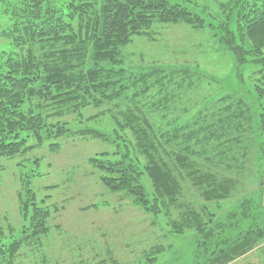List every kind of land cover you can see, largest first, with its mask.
Segmentation results:
<instances>
[{"label": "trees", "instance_id": "1", "mask_svg": "<svg viewBox=\"0 0 264 264\" xmlns=\"http://www.w3.org/2000/svg\"><path fill=\"white\" fill-rule=\"evenodd\" d=\"M207 2L200 6L191 0H71L66 5L71 12L68 19L63 8L49 0H25L24 9H17L22 22L13 23L9 31L14 32L11 50H0V158L23 155L45 139L70 134L67 121H50L43 113L47 106L58 108L55 115H61L111 102L118 107L119 101L128 100L132 105L118 110L122 120L110 117L121 131L115 128L113 132L117 159L102 153L89 160L93 168L103 172L99 180L110 191L126 192L149 211L155 208L156 212L155 206L163 198L168 203L161 205H174L180 184L170 161L178 170L188 169L186 176L202 189L204 199L227 198L237 181L249 174L264 182V0H226L215 8L212 0L211 5ZM211 6L219 18L213 20L218 25L214 28L219 42L242 67L252 61L260 65V72L252 87L238 85L235 92L209 102L204 94L190 105L198 107L206 102L194 114L176 115L173 106L179 100L180 104L188 102L185 92L197 89L206 75H194L197 70L191 75H161L158 69L125 75L124 69L116 68L120 50L134 36L150 33L156 24L213 26V14L207 10ZM74 16L80 20L77 30L68 22ZM42 42L52 46L60 42V49L37 57L33 47ZM186 67L183 74L189 72ZM150 108L160 112L152 115ZM168 114L175 116L167 118ZM79 132L109 140L96 129ZM127 132L130 135L126 136ZM57 145L51 143L50 147ZM130 155L137 157L136 163ZM144 178L150 181V192L145 190ZM263 193L260 185L257 199H245L251 204L249 208L241 203L223 214L232 222L210 227L211 239L213 231L223 232L224 240L230 231L236 235L211 253L208 264H226L245 255L264 235ZM22 213L29 236L0 246V264L13 260L25 238L47 232L49 210L39 205L33 194L24 202ZM222 238L218 237L219 241Z\"/></svg>", "mask_w": 264, "mask_h": 264}, {"label": "rangeland", "instance_id": "2", "mask_svg": "<svg viewBox=\"0 0 264 264\" xmlns=\"http://www.w3.org/2000/svg\"><path fill=\"white\" fill-rule=\"evenodd\" d=\"M49 1L55 7L63 8V14L68 18L66 15L71 12L66 5L71 0ZM191 1L194 5L204 4V0ZM212 1L215 8L226 0ZM210 2L208 0L207 3ZM24 3L25 0L0 2V50H11L10 36L14 32L9 31H12L13 23L22 22L23 19H19L22 14H18L17 9L23 10ZM212 6L207 10L213 14V26L194 28L181 22L156 24L150 33L134 36L120 50V63L116 68L124 69L125 75L147 69H158L161 75H169L170 72V75H191L195 70L194 75H206L201 77L202 84L197 85V89L185 92L189 95L188 102L180 104L178 99L179 102L173 106L176 115L194 114L206 102L198 107L190 105H195L197 98L202 99L204 94H208L209 102L223 93L235 92L238 85L252 87L260 72V65L252 61L242 67L219 42L214 28L218 25L213 22L219 18ZM68 22L72 23L74 30L80 25L75 16ZM87 32L89 30L86 29ZM60 45V42L55 46L42 42L33 50L37 57L48 56L60 49ZM262 54L264 56V49ZM186 66L191 69L183 74ZM237 75L243 77L238 80ZM185 93H182L183 97ZM122 101L118 102V107L111 102L100 108L88 106L79 113L65 114L63 111V116V113L55 115L58 108L47 106L43 113L49 115L50 121L57 118L67 121L70 134L45 139L23 155L0 158V246L29 236L26 231L30 229L22 206L30 194L50 213L47 232L25 238L13 260H6L4 264H208L211 253L235 237L236 231L226 233L227 240L222 238L223 232L213 231L215 234L211 239L212 231L209 230L217 223L225 225L232 222L226 221L223 214L238 208L241 203L249 208L251 204L245 201L246 198H258V190L260 185L264 190V182L253 174L238 180L227 198L209 200L202 198V189L186 176L188 169L178 170L177 165L170 161L180 184L178 202L165 207L160 203H168L163 202L167 199H159L156 212L155 208L153 211L145 210L126 192L110 191L100 182L99 174L103 172L93 168L89 160L102 153L117 159L113 153L118 144L112 139L115 128L121 131L110 117L122 120L118 110L132 105L128 100ZM150 109L152 115L160 112L158 108ZM101 111L107 112L99 115ZM174 116L168 114L167 118ZM86 129H96L107 135L109 140L79 132ZM128 138L132 140V136ZM33 142L32 139L29 141L32 145ZM51 143L58 145L52 149ZM130 157L137 162L135 155ZM143 184L150 192V181L144 178ZM218 237L226 242L219 241ZM255 243L245 255L226 264H264V235Z\"/></svg>", "mask_w": 264, "mask_h": 264}]
</instances>
